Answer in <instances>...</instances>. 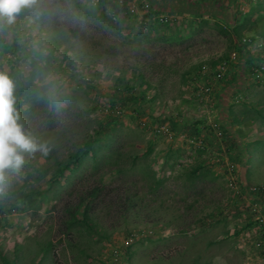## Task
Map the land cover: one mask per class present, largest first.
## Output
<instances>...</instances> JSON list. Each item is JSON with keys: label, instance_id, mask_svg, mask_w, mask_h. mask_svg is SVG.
<instances>
[{"label": "rangeland", "instance_id": "rangeland-1", "mask_svg": "<svg viewBox=\"0 0 264 264\" xmlns=\"http://www.w3.org/2000/svg\"><path fill=\"white\" fill-rule=\"evenodd\" d=\"M192 1L202 14L187 0L151 16L172 5L80 3L87 28L55 34L71 110L61 124L18 92L23 129L50 150L25 154L0 194V264H264V72L248 70L241 43L264 40V0ZM234 50L217 80L208 69ZM19 53L2 42L0 68L14 71ZM116 248L127 258L115 262Z\"/></svg>", "mask_w": 264, "mask_h": 264}, {"label": "clouds", "instance_id": "clouds-1", "mask_svg": "<svg viewBox=\"0 0 264 264\" xmlns=\"http://www.w3.org/2000/svg\"><path fill=\"white\" fill-rule=\"evenodd\" d=\"M80 3L92 8L96 0ZM86 28L77 0H0V43L14 37L20 49L14 71L0 68V194L9 177L21 171L25 154L47 155L50 150L47 143L23 129L18 92L54 113L62 124L71 110L72 92L67 78L55 67L53 39L57 33L66 35V29L83 32ZM77 70L82 68L78 65Z\"/></svg>", "mask_w": 264, "mask_h": 264}, {"label": "built area", "instance_id": "built-area-1", "mask_svg": "<svg viewBox=\"0 0 264 264\" xmlns=\"http://www.w3.org/2000/svg\"><path fill=\"white\" fill-rule=\"evenodd\" d=\"M148 4L146 3L145 4V7H147ZM122 8V7H121ZM136 7H133L130 8L129 11H136ZM123 13H128V11H123L122 10L118 13H113V19L116 20L117 18H119L121 16V14ZM243 47H244V53L243 55H245V53L249 50V54L251 53V56H255V57H264V40L261 39V38H258V37H255V38H252V37H245L243 39ZM253 48V49H252ZM257 50L258 51V55H256L255 53L252 52V50ZM238 52L237 50H234L231 55H230V58L226 61V62H223L220 64V67L219 69H215V70H212L211 68L208 69V72H212L214 75V77H216L217 80H220L224 74H226V71H227V68H228V65H229V62L231 59H234L237 57L238 55ZM253 54V55H252ZM261 61H264V60H261ZM248 70L252 71L255 76H261L262 73L264 72V64L263 62H260V63H256V60L252 62V64H249L248 66ZM206 66H203V69H202V73L205 74L206 73ZM208 96L211 95L212 93H214V88L213 86H208L205 88V91H204ZM126 251L124 250L123 251V254H124V257H122V250H119V249H114V252H113V255H114V259H115V262L116 261H120L122 260V258H127V255H126Z\"/></svg>", "mask_w": 264, "mask_h": 264}, {"label": "trees", "instance_id": "trees-1", "mask_svg": "<svg viewBox=\"0 0 264 264\" xmlns=\"http://www.w3.org/2000/svg\"><path fill=\"white\" fill-rule=\"evenodd\" d=\"M160 1H162V0H160ZM164 1V0H163ZM187 3L188 4H191V7H190V11L189 10H186L187 12H189V13H194L195 15H197V14H202L203 12H201L200 11V4L198 3V1H192V0H187ZM80 3H79V1H77V7H79L80 5H79ZM161 6V5H160ZM158 4L156 5V8L155 7H153V9L150 7V12L148 13V15H152L153 13L154 14H160V13H163V11H166V12H168V13H172L173 11H175V8H173V7H167V9H165V8H163L162 9V6H161V8H157V7H160ZM116 11H118V10H116ZM120 12V11H119ZM111 21H112V19H111ZM113 22V21H112ZM248 37H252V38H255L256 36H248ZM245 38V37H244ZM243 38V39H244ZM243 39H241V43H243ZM1 44L2 43H0V48H1ZM243 45H244V43H243ZM242 45V46H243ZM244 48V47H243ZM242 48V49H243ZM242 52H244V50L242 51ZM253 55V54H252ZM245 58H246V67L249 65V64H252V62L253 61H255V59H258V58H260V56H258V57H253V56H251V53L249 54V50L245 53V55H243ZM230 58V54L229 55H225L222 59L224 60V62H226V60H228ZM262 58V57H261ZM264 58V57H263ZM262 58V59H263ZM203 66H205V65H203ZM203 66L202 65H199L198 66V69L201 71V69H203ZM216 65H213V67H215ZM223 78V77H222ZM103 185L101 184V182H100V184H96L95 186H92V187H90V188H88L82 195H83V197H81L82 198V200L83 201H89L92 197H94L95 195H97V194H100L101 192L103 193V191H104V189H106L105 187H102ZM31 204H32V202H30ZM65 207V206H64ZM65 211L67 212V213H69L70 214V218L68 219V218H65L64 217V219H63V223H64V226L66 227V228H69V227H72V226H74L76 223H75V219L74 218H76V214H77V211H76V209L75 208H72V207H69L67 204H66V208H65ZM85 222H86V224L87 223H89L88 222V220H87V218H86V220H85Z\"/></svg>", "mask_w": 264, "mask_h": 264}, {"label": "crops", "instance_id": "crops-1", "mask_svg": "<svg viewBox=\"0 0 264 264\" xmlns=\"http://www.w3.org/2000/svg\"><path fill=\"white\" fill-rule=\"evenodd\" d=\"M167 1H169V4H173V0H167ZM171 1V2H170ZM176 1H178V0H176ZM174 6L175 5H172L171 7H173L174 8ZM226 92V91H225ZM243 94H245V93H243ZM220 97H225L224 95H223V93H221L220 94ZM224 101V100H223ZM221 109H222V113H221V118L222 119H225L226 118V115H224L223 114V112H224V109H223V107H221ZM240 119H241V116H240ZM240 121V120H239ZM241 122V121H240ZM244 124V123H243ZM245 125L248 127V128H250L251 127V123L249 122V121H247L246 123H245ZM240 127V126H239ZM237 131H238V134L240 135V136H242V138H246L247 137V135H248V133H249V131H251V130H243V129H237ZM251 133V132H250ZM249 136V135H248Z\"/></svg>", "mask_w": 264, "mask_h": 264}]
</instances>
